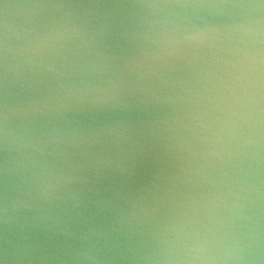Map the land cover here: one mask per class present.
I'll return each instance as SVG.
<instances>
[{"label":"water","instance_id":"obj_1","mask_svg":"<svg viewBox=\"0 0 264 264\" xmlns=\"http://www.w3.org/2000/svg\"><path fill=\"white\" fill-rule=\"evenodd\" d=\"M0 264H264V0H0Z\"/></svg>","mask_w":264,"mask_h":264}]
</instances>
